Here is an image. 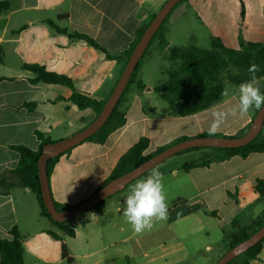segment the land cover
<instances>
[{
  "label": "crops",
  "instance_id": "crops-1",
  "mask_svg": "<svg viewBox=\"0 0 264 264\" xmlns=\"http://www.w3.org/2000/svg\"><path fill=\"white\" fill-rule=\"evenodd\" d=\"M7 1L10 8L0 14V180L5 177L9 184L15 183L9 172L20 159L10 146L38 151L41 140L36 132L57 141L91 124L97 113L71 101L74 89L107 99L124 70L123 62L108 54L116 56L129 49L167 0ZM49 20L67 33L58 32ZM192 22L198 23L200 32L191 31ZM163 28L165 45L154 42L148 49L120 106L125 125L104 143L84 141L55 164L49 179L57 203L74 207L92 196L142 137L149 140L145 154H150L178 139L208 133L210 112L234 104L238 87L227 86L225 99L207 110L178 115L155 91L167 79L170 49L198 47L200 38L209 48L213 38L231 49H241V41L264 42V0H187ZM75 32L92 38L103 50L72 38ZM25 65L66 76L74 89L33 83L36 74ZM139 83L144 87L139 89ZM27 103H34V109ZM255 112L230 118L217 133L245 134ZM207 161H211L208 166L189 171L183 167ZM154 169L164 176L169 218L137 236L123 216L124 201L131 185ZM152 170L129 184L118 198L113 195L99 208L70 220L67 226L74 236L41 214L31 189L0 186V238L10 239V230L18 228L24 264H216L230 249L234 222L251 231L264 221V201L254 189L256 180L264 179V152L217 161L214 151L193 150L174 155ZM63 246L72 261L63 257ZM251 264H264V244Z\"/></svg>",
  "mask_w": 264,
  "mask_h": 264
},
{
  "label": "trees",
  "instance_id": "trees-1",
  "mask_svg": "<svg viewBox=\"0 0 264 264\" xmlns=\"http://www.w3.org/2000/svg\"><path fill=\"white\" fill-rule=\"evenodd\" d=\"M185 1L187 0H181L178 4H176L171 13L164 20V22L152 38L143 56L141 57L137 68L133 72L130 81L128 82L125 88L124 93L119 99L110 117L103 125V127L93 136L88 138L86 141L104 143L107 137L113 131L125 125V112L120 108L124 96L131 87V85L135 83L138 70L148 49L153 45V43L157 39L160 41L159 43L162 46L165 45L166 41L164 38V24L168 21L169 17L174 12V10ZM9 8V1H0V14L8 11ZM48 23L52 27H54L58 32L67 33L66 30L60 29L58 25H56L53 21L49 20ZM147 27L140 31L136 40L131 44L129 49L116 56L108 54V57L117 61H122L125 68L133 50L137 46ZM70 36L72 38L84 39L92 46L103 50L97 42H95L92 38L88 37L85 34L75 32L70 34ZM240 45L241 49H231L226 47L219 38H213L211 42V47L207 49L195 46L172 47L170 49L169 54V61L172 62V67L167 72V79L160 81L156 85L155 91L160 94L162 99L168 102L171 106H174L176 108V113L180 116L191 115L209 109L215 103L221 102L225 99L226 96L222 95V93L227 90V83L228 85L238 87L240 83L251 78V74L249 73L248 69L252 64H256L259 66V71L256 73L258 81L264 78V42L245 43L241 41ZM1 60L2 57L0 52V61ZM24 67L25 69H28L36 74V77L31 79V82L33 83L44 82L48 84H62L74 89L72 81L66 76L50 72L46 70V68H44L43 66L39 65H25ZM1 80L2 78L0 77V81ZM138 86L139 89L144 87L140 83L138 84ZM259 86L261 88V91L264 92V85ZM109 97L105 100H98L91 97L89 94L79 92L74 89L71 101L77 104L78 107L81 109L90 108L94 110L98 116L101 113L106 102L108 101ZM26 106H28L30 110H33L35 104L27 103ZM257 112L258 110H256L255 115ZM36 135L41 140V144L38 151H33L32 149L24 145L10 146L11 149L17 151L20 155V159L16 168L9 172L15 178V183L7 184L5 183V177H2L0 180V186H19L31 189V191L36 195L39 206L41 208V214L47 217L53 225L60 228L66 235L74 236V230L67 226V223L70 221H55L54 219H52L47 208L45 207L41 192L38 163L43 147L48 143H52L53 141L50 138H46L40 132H36ZM242 135L227 136L221 133H216L215 135L210 136L208 133H203L198 137H240ZM187 139L189 138L184 137L178 139L171 144L158 148L153 153L145 154V151L148 149L149 146V140L145 137L140 138V140L119 159L110 177L104 182V184L99 189H101L111 180L116 179L133 170L134 168L140 166L156 154ZM204 148H211L214 151V159L217 161H225L231 159L234 156L246 158L251 153L264 152V127L253 141L239 148L229 149L199 147L179 152L176 155ZM71 150L72 149L48 161L47 172L49 178L52 174L55 164L58 162L60 157L66 153H69ZM210 162L211 161H207L201 164H197L196 162H190L185 163L183 167L186 171H189L197 166H208ZM254 189L257 193L260 194L264 201V179H257ZM105 201L106 200L100 202L95 208H99L101 205L104 204ZM54 202L56 209L59 212L67 211L73 208V206L59 204L56 201ZM262 225H264V221L257 222L255 224V227L251 231H249L247 228L241 226L239 222H234L235 232L230 238V248L248 239L260 227H262ZM49 234H51L57 239H60V236L53 231H49ZM10 236V239L0 238V264H24L23 240L16 226H14L10 230ZM263 244L264 239L260 243L250 248L245 253L236 257L235 259L239 258L240 264H251V260L255 259L261 252ZM63 257L68 261L73 260L69 256V252L65 246H63ZM235 259H233L232 261H234ZM231 262H229L228 264H230Z\"/></svg>",
  "mask_w": 264,
  "mask_h": 264
},
{
  "label": "water",
  "instance_id": "water-1",
  "mask_svg": "<svg viewBox=\"0 0 264 264\" xmlns=\"http://www.w3.org/2000/svg\"><path fill=\"white\" fill-rule=\"evenodd\" d=\"M180 1L181 0H167L160 11L152 19L137 46L133 50L117 84L113 89L112 94L110 95L108 101L106 102L101 113L96 117V119L79 132L66 138L53 141L52 143H48L43 147L38 163L41 192L45 207L47 208L52 219H54L55 221L67 222L91 209H94L100 202L106 200L107 198L120 191H123L133 181L142 177L154 167L165 162L167 159L179 152L199 147L229 149L239 148L253 141L262 131L264 127V110H259L252 120L249 130L240 137H194L181 141L151 157L149 160L129 171L128 173L111 180L88 199L74 206L73 208L63 212H59L56 209L54 198L52 196L50 188V179L47 172L48 161L80 145L103 127V125L106 123L111 113L113 112L114 108L116 107L122 94L124 93L133 72L137 68L141 57L143 56L155 33L158 31V29L167 18V16L171 13L176 4H178ZM263 239L264 225H262V227H260L248 239L230 248L216 262V264H228L236 257L240 256L256 244L260 243Z\"/></svg>",
  "mask_w": 264,
  "mask_h": 264
},
{
  "label": "clouds",
  "instance_id": "clouds-1",
  "mask_svg": "<svg viewBox=\"0 0 264 264\" xmlns=\"http://www.w3.org/2000/svg\"><path fill=\"white\" fill-rule=\"evenodd\" d=\"M248 71L251 78L238 85L236 102L210 112V136L220 131L230 118H243L253 109L264 110V92L256 76L259 66L252 64ZM228 94L227 90L222 93L224 96ZM124 203L123 216L134 235H143L150 232L157 223L166 222L169 207L163 173L154 169L146 177L137 180L131 185Z\"/></svg>",
  "mask_w": 264,
  "mask_h": 264
},
{
  "label": "rangeland",
  "instance_id": "rangeland-1",
  "mask_svg": "<svg viewBox=\"0 0 264 264\" xmlns=\"http://www.w3.org/2000/svg\"><path fill=\"white\" fill-rule=\"evenodd\" d=\"M182 4H183V3H182ZM182 4H180L175 10H177L178 8H180V6H182ZM175 10H174V11H175ZM194 21H195V20H194ZM190 26H191V28H192L191 31H193V32H200L199 28H201V27L198 25V23L195 24L194 22H192V24H191ZM195 30H196V31H195ZM198 36H199V35H198ZM200 39H201V40H198L199 42H196V44L198 45V47H201V48H209V44H207L203 38H200ZM155 42L159 43L160 41L157 39ZM159 44H160V43H159ZM196 44H195V45H196ZM246 49H247V48H246ZM171 67H172V62H168V64H167L166 67H165V73H167V71H168ZM258 82H259V85H264V78L261 79V80H259ZM227 86H229V88L232 87V85H228V83H227ZM226 89H227V87H226ZM204 150L213 151L211 148H204ZM193 154H194V153H193ZM179 158H183V157L180 156ZM121 192H122V191L116 193L117 195L114 194V196H116L115 198H118V196H120ZM238 263L240 264V259H239V258H238V259H235V260L232 261L230 264H238Z\"/></svg>",
  "mask_w": 264,
  "mask_h": 264
}]
</instances>
